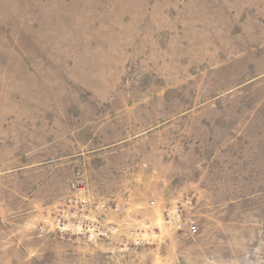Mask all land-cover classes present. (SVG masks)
Instances as JSON below:
<instances>
[{
	"label": "rangeland",
	"instance_id": "374dc122",
	"mask_svg": "<svg viewBox=\"0 0 264 264\" xmlns=\"http://www.w3.org/2000/svg\"><path fill=\"white\" fill-rule=\"evenodd\" d=\"M0 264H264V0H0Z\"/></svg>",
	"mask_w": 264,
	"mask_h": 264
},
{
	"label": "built area",
	"instance_id": "2783aa9c",
	"mask_svg": "<svg viewBox=\"0 0 264 264\" xmlns=\"http://www.w3.org/2000/svg\"><path fill=\"white\" fill-rule=\"evenodd\" d=\"M188 231H189V234L190 235H195L196 233H197V227H196V225H189L188 226Z\"/></svg>",
	"mask_w": 264,
	"mask_h": 264
}]
</instances>
